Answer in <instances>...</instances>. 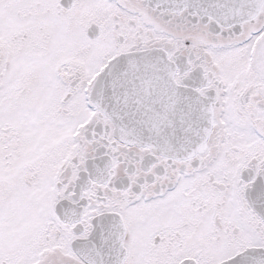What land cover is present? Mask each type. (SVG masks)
I'll return each instance as SVG.
<instances>
[{
  "label": "snow or ice",
  "instance_id": "obj_1",
  "mask_svg": "<svg viewBox=\"0 0 264 264\" xmlns=\"http://www.w3.org/2000/svg\"><path fill=\"white\" fill-rule=\"evenodd\" d=\"M0 264H264V0H0Z\"/></svg>",
  "mask_w": 264,
  "mask_h": 264
}]
</instances>
